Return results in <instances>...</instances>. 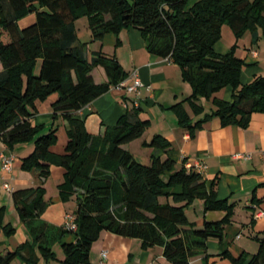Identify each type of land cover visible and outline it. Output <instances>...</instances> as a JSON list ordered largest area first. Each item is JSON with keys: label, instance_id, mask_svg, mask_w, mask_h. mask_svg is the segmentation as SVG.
<instances>
[{"label": "trees", "instance_id": "obj_1", "mask_svg": "<svg viewBox=\"0 0 264 264\" xmlns=\"http://www.w3.org/2000/svg\"><path fill=\"white\" fill-rule=\"evenodd\" d=\"M0 0V141L7 150L33 144V151L22 159L21 169L35 172L41 180L36 188L12 192L15 210L28 240L0 255V264H38L40 259H55L53 248L64 253L61 264H92L90 250L102 231L141 240L143 249L159 246L172 264H190V259L205 254L207 241H222L224 228L233 217V204L219 199L208 188L201 173L187 168L186 160L177 167L169 155L170 143L160 135L143 147L150 148V163L145 165L123 148L143 136L149 120L140 118L141 109L129 107L115 125L102 134L91 135L84 120L75 116L92 101L127 78L114 58L96 53L89 60L88 43L79 40L75 21L86 18L91 39L118 36L123 30H137L149 53L175 63L182 79L192 89L185 100L198 116L202 107L195 101L208 100L214 111L194 126L180 102L169 108L178 125L192 133L208 118L216 117L222 127L247 128L251 116L264 113V77L256 76L242 84L246 64L235 54L233 45L224 54L215 45L223 26L235 39L250 33L253 41H264V0ZM34 14L31 25L19 28L18 22ZM101 67L106 82L96 84L91 72ZM231 89V100L215 97ZM54 119L60 113L66 121L67 141L63 154L51 147L58 141V128L34 124L37 102L50 96ZM64 171L57 186L62 203H76L77 231L54 226L42 219L47 209L43 182L51 168ZM203 201L205 212L223 211L217 222L205 221L202 228L190 223L186 209ZM4 208H0V222ZM7 235L14 229L6 225ZM73 235L74 241L63 238ZM256 254L234 258L221 254L232 264H264V238H256ZM207 261V256L203 257Z\"/></svg>", "mask_w": 264, "mask_h": 264}, {"label": "crops", "instance_id": "obj_2", "mask_svg": "<svg viewBox=\"0 0 264 264\" xmlns=\"http://www.w3.org/2000/svg\"><path fill=\"white\" fill-rule=\"evenodd\" d=\"M197 1L188 0L187 3L190 6ZM24 21H28V25L34 23V14L20 20L19 28L28 26L23 25ZM74 25L79 40L88 43L89 60L96 53L106 58H114L127 77L137 70L142 83L152 87L150 94L143 90L139 101L141 109L139 116L143 120H149L151 125L141 138L124 145L123 148L134 157L135 149L150 151L145 157L146 162L150 163L151 149L143 147V142H150L155 135L162 136L171 145L169 155L177 163V167L183 164V160L191 164L202 163L205 166L202 177L208 188H213L219 199H228V203L234 206L232 220L224 228L222 241L208 240L206 253L192 257L190 264H232L227 258H222L221 254H228L234 258L243 253L256 254L258 251L256 238H264V113L253 114L247 128L222 127L219 119L212 117L202 122L201 127L191 133L189 129L178 125L175 114L169 108L184 102L183 106L193 126L206 115H210L215 108L210 101L200 99L195 101V104L202 107L203 111L198 116L193 113L190 105L185 102L192 94L191 86L182 79L181 71L175 63L149 53L143 37L137 30H123L118 36L107 34L100 41L92 42L86 18L75 21ZM81 31L85 33L84 41L80 37ZM225 31L223 26L222 37L215 45V50L221 43ZM227 31L230 43L226 52L236 45V56L246 64L241 73L242 84L249 83L256 76L264 77V41L259 39L254 42L250 33L236 40L232 32ZM2 70L0 62V73ZM91 76L96 84L105 83L107 80L101 67L93 69ZM215 97L230 101L231 89L222 90ZM56 99L57 96L52 95L44 102H37V114L33 122L35 120L36 124L47 126L53 123L58 130L63 129L61 136L57 134V144L51 147L53 153L63 154L67 141L66 121L60 113H57L54 119L51 104ZM132 100V96L126 95L125 91L111 87L108 92L75 112V116L84 120L91 135L102 134L106 127L115 125L125 114L126 105L133 107ZM32 151V143L17 145L9 151L0 141V154L12 153L15 156L11 175L2 172L0 163V208H4L0 222V255L16 249L29 238L15 210L12 192L36 188L42 183L37 173L21 169L22 159ZM238 154L250 158H235ZM63 173L60 168H51L49 177L42 184L46 192L45 200L48 202L42 219L58 227L62 226L66 213L75 212L77 208L74 200L67 203L59 200L57 186L62 181ZM5 183L10 185L12 191L3 187ZM185 213L188 221L197 228H202L205 221L217 222L225 216L223 211L205 212L203 201L200 200L188 207ZM6 225L14 229L12 234L7 235L4 229ZM63 241L72 242L74 236L67 235ZM53 252L54 260L46 262L40 259L38 264H61L64 259L61 247L56 245ZM103 252L107 253L106 259L101 257ZM205 255L207 261L203 259ZM89 259L92 264H172L163 256L162 247L143 249L141 240L108 231H102L97 241L93 243ZM22 263L21 257L13 261V264Z\"/></svg>", "mask_w": 264, "mask_h": 264}, {"label": "built area", "instance_id": "obj_3", "mask_svg": "<svg viewBox=\"0 0 264 264\" xmlns=\"http://www.w3.org/2000/svg\"><path fill=\"white\" fill-rule=\"evenodd\" d=\"M168 59V58H167ZM115 88L125 91L126 95L132 96V105L134 108H139V101L141 100V95L143 90L148 92L149 94L152 92V87L150 85H145L139 78L137 70L133 71L129 77L125 80L121 81ZM127 106V105H126ZM235 158H242V159H249L250 156L238 154L235 155ZM15 161V156L12 153H2L0 154V163H1V170L6 175H11L13 171V164ZM185 166L187 168H193L196 172L201 173L205 169V166L200 162H195L193 164L186 163ZM3 187L9 191H12L9 184L5 183ZM65 230L70 232L77 231V224H76V215L74 212L66 213L64 217V222L62 224ZM101 257L103 259L107 258V253H101Z\"/></svg>", "mask_w": 264, "mask_h": 264}, {"label": "rangeland", "instance_id": "obj_4", "mask_svg": "<svg viewBox=\"0 0 264 264\" xmlns=\"http://www.w3.org/2000/svg\"><path fill=\"white\" fill-rule=\"evenodd\" d=\"M28 21L27 22H25L24 21V23H23V25L24 26H26V25H28ZM29 26V25H28ZM79 27L81 28V24H79ZM224 29L226 30L225 32H224V34H223V38H222V41H221V43L216 47V50H217V52H219V53H224V52H226V50H227V46L229 45V43H230V40H229V34L227 33L228 31L227 30H230L229 29V27L228 26H224ZM231 32V31H230ZM80 37H81V40H83L84 41V37H85V33H83V31H81L80 32ZM34 124H36V121L34 120V122H33ZM57 127V126H56ZM62 132H63V129L61 128V130H58L57 131V134L59 135V136H61L62 135ZM147 152L149 153L150 151H147V150H145V149H141V151H137L136 149H135V152H133L134 153V155H135V157H136V159L138 160V161H140L141 163H143V164H145V165H149V163H147L146 162V159H145V157H146V155H147ZM16 164H17V162H16ZM15 164V165H16Z\"/></svg>", "mask_w": 264, "mask_h": 264}]
</instances>
